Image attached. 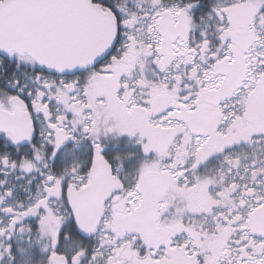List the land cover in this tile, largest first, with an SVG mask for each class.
Returning a JSON list of instances; mask_svg holds the SVG:
<instances>
[{"label":"snow or ice","instance_id":"snow-or-ice-1","mask_svg":"<svg viewBox=\"0 0 264 264\" xmlns=\"http://www.w3.org/2000/svg\"><path fill=\"white\" fill-rule=\"evenodd\" d=\"M0 264H264V0H0Z\"/></svg>","mask_w":264,"mask_h":264}]
</instances>
